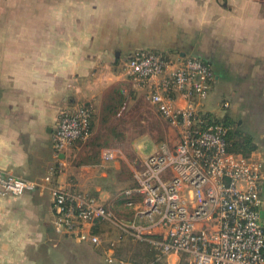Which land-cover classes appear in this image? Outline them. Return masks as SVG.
Wrapping results in <instances>:
<instances>
[{"label": "crops", "instance_id": "1", "mask_svg": "<svg viewBox=\"0 0 264 264\" xmlns=\"http://www.w3.org/2000/svg\"><path fill=\"white\" fill-rule=\"evenodd\" d=\"M136 50L201 58L215 78L205 107L229 123L264 94V0H0V170L36 182L0 193V264L106 261L56 229L53 191L73 168L53 133L60 110L97 109L112 87L148 93L125 70Z\"/></svg>", "mask_w": 264, "mask_h": 264}, {"label": "built area", "instance_id": "2", "mask_svg": "<svg viewBox=\"0 0 264 264\" xmlns=\"http://www.w3.org/2000/svg\"><path fill=\"white\" fill-rule=\"evenodd\" d=\"M138 86L173 127L177 142H161L133 170V184L119 193L127 218L116 221L127 236L150 245L164 264H264V161L230 150V126L207 111L214 83L201 58L136 50L125 62ZM228 101L221 107L227 108ZM93 135V110H60L53 133L58 158ZM104 159L114 154L104 152ZM47 180L50 177L46 178ZM36 182L0 170V193L19 196ZM55 225L95 247L97 230L117 215L100 198L70 184L54 189ZM115 245L114 242H112ZM109 264H129L108 250ZM131 264H150L135 261Z\"/></svg>", "mask_w": 264, "mask_h": 264}, {"label": "rangeland", "instance_id": "3", "mask_svg": "<svg viewBox=\"0 0 264 264\" xmlns=\"http://www.w3.org/2000/svg\"><path fill=\"white\" fill-rule=\"evenodd\" d=\"M244 108L230 117V146L255 156L257 148L264 152V94L247 95ZM92 110L93 135L77 142L70 151L67 162L73 172L68 173L69 181L76 190L100 198L117 215V219L97 225L104 238L99 254L107 257L108 250L113 249L118 260L129 264L151 262L155 254L150 245L127 236L115 223L128 215L119 193L133 184V170L154 145L177 142L175 128L151 104L148 93H124L116 86L108 90L100 107ZM248 138L252 141L247 142ZM107 151L114 154L113 159H104ZM80 178L87 184L82 189L78 186ZM104 264L109 263L106 260Z\"/></svg>", "mask_w": 264, "mask_h": 264}, {"label": "trees", "instance_id": "4", "mask_svg": "<svg viewBox=\"0 0 264 264\" xmlns=\"http://www.w3.org/2000/svg\"><path fill=\"white\" fill-rule=\"evenodd\" d=\"M221 120V119H220ZM222 122H224L225 124H227V125H229L230 126V130H229V134H228V141H229V147H230V150L231 151H233V152H236V153H240V154H243V153H241V152H239V150H235V149H232L231 148V146H230V133H231V131H232V127H231V125L229 124V123H227L225 120H221ZM248 141H252V139L251 138H248L247 139V142ZM255 147L256 146H253V148H252V150H251V152L253 151V149H255ZM250 152V153H251ZM246 155V154H245ZM154 252V251H153ZM155 254V253H154ZM150 264H164V263H159V262H157V261H155V255H154V259H153V261H151V262H149Z\"/></svg>", "mask_w": 264, "mask_h": 264}, {"label": "water", "instance_id": "5", "mask_svg": "<svg viewBox=\"0 0 264 264\" xmlns=\"http://www.w3.org/2000/svg\"><path fill=\"white\" fill-rule=\"evenodd\" d=\"M61 156L63 157V156H64V154H61Z\"/></svg>", "mask_w": 264, "mask_h": 264}]
</instances>
